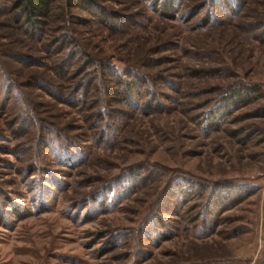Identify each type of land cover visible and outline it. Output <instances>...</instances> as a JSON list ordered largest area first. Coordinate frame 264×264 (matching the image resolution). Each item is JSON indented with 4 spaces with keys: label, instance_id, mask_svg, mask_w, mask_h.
<instances>
[{
    "label": "rangeland",
    "instance_id": "rangeland-1",
    "mask_svg": "<svg viewBox=\"0 0 264 264\" xmlns=\"http://www.w3.org/2000/svg\"><path fill=\"white\" fill-rule=\"evenodd\" d=\"M71 1L72 44L58 50L0 13V264H264V43L249 27L264 0H235L238 15L216 0L194 17L204 0H182L173 19L154 0ZM207 10L219 26L199 27ZM71 50L91 60L75 92L95 61L114 62L149 79L159 109L127 106L106 70L89 80L99 105L67 101L73 74L55 68ZM235 86L256 97L214 126L207 113Z\"/></svg>",
    "mask_w": 264,
    "mask_h": 264
},
{
    "label": "trees",
    "instance_id": "trees-1",
    "mask_svg": "<svg viewBox=\"0 0 264 264\" xmlns=\"http://www.w3.org/2000/svg\"><path fill=\"white\" fill-rule=\"evenodd\" d=\"M181 1L182 0H154L152 6L154 11L159 13L163 18L173 19L176 17V13H178L179 11L178 3ZM221 1L223 2V8H225L226 12L237 14L236 12L238 9L236 8V4H232L235 0ZM78 3H80L79 0ZM207 3H210L209 5L214 7L216 0H204L201 4L194 6L189 12V15L191 17L197 15L200 12L201 7L205 6ZM238 5L241 6V3H239ZM71 7H76L74 1L71 0H0V13H3V15H8L9 19H11L15 27L20 29L21 32L26 35V37L36 40L37 42L44 36H47V40L49 38H54L53 40L56 39L55 41L59 40L57 42V45L54 43L52 44V40L50 42L46 40L44 46H48V50H58L60 46L72 44L71 36L67 35V33L64 32L68 30L67 26H65V23L69 22L70 19H74V16L71 15L68 10L71 9ZM91 10L94 13L92 14L95 17L94 19L110 30H116L117 26L119 25L118 23L121 22V18L119 19L118 17L111 15V13H107L105 9L100 8L95 4H91ZM239 13L240 11L238 12V14ZM215 21L216 19H214L213 15L207 10V14L202 19L199 27L202 28L215 25L219 26L221 22ZM254 22L255 23L249 25V27L254 30L258 29V32L253 34V39L258 42L264 43V19H258ZM51 47L53 49H51ZM15 58L18 61L20 60L21 62H24L29 57L24 55H17ZM88 61L91 60H83L81 55H77L75 50H71V52L66 55L65 59H61V62L56 65L55 70L59 73L60 76H62V78H64V80H66V76L70 78V76H72L73 74L72 78H70V81L68 82L70 86L68 89V94L66 96L67 101H70L71 98L73 99L77 94H80L81 103L84 107L88 105V108H92V106L90 105L94 102L98 103L99 105L100 98H95V100L98 99L99 101L92 100L95 97L94 91L96 90V93L98 91V85L94 82L97 81L98 83V81H102V73L106 70L109 74L115 75V77L113 78V84L115 87L114 93L121 95L120 99L123 100V103H125L127 106L129 105L133 107L134 102H140V107L148 108L151 111H157L159 109L158 104H156L157 101H155V99L157 98V93H155V90L152 91L148 87H144V89L141 90L143 88L141 85H145L147 81L149 82V79L146 80L145 78L147 77L143 78L138 71H132V69L127 68L121 70L120 73L118 72L117 74L116 70L119 68L114 62L104 63L99 60L95 61V66L99 69L98 74H95L94 76L88 78V83H86V81L85 84H83V88H81V90L79 89L78 93L75 92V87L82 85V81H79L73 86V79L77 75V71H82L80 65L82 63L87 64ZM73 63L76 64L77 70L75 73H69L70 70L68 69V67H70V65H72ZM66 64L68 65L66 66ZM92 77L95 79V81L93 82L94 84L92 83V81L89 82V80H92ZM3 84L5 88H7V90H5L2 98L6 102V100H8V98L10 97L11 87V82L6 76L5 83L3 82ZM14 86L16 85L14 84ZM71 87L72 89L70 92ZM91 90L92 92H90ZM255 92L256 88H252L251 86H235L232 88L230 87L224 89L219 96L218 105L211 107V110H209V112L207 113L206 118L210 120L211 124H213L214 126H218L219 123L231 113V111H233L240 105L245 104L247 101L253 100L254 97H256L253 95ZM142 97H146L145 101H141L143 100ZM101 108H104V106ZM107 114H110L108 110L106 113H98V115L101 117L102 115L104 116Z\"/></svg>",
    "mask_w": 264,
    "mask_h": 264
}]
</instances>
